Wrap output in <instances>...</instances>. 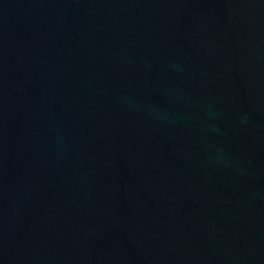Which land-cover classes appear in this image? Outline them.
<instances>
[{"label":"water","instance_id":"obj_1","mask_svg":"<svg viewBox=\"0 0 264 264\" xmlns=\"http://www.w3.org/2000/svg\"><path fill=\"white\" fill-rule=\"evenodd\" d=\"M0 264H264V0H0Z\"/></svg>","mask_w":264,"mask_h":264}]
</instances>
